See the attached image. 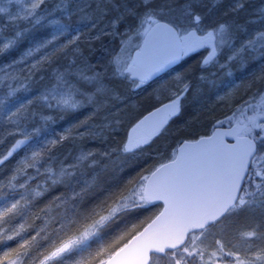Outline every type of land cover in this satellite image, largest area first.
<instances>
[{"label":"snow or ice","instance_id":"6c2138e0","mask_svg":"<svg viewBox=\"0 0 264 264\" xmlns=\"http://www.w3.org/2000/svg\"><path fill=\"white\" fill-rule=\"evenodd\" d=\"M42 3L35 0L31 7L35 10ZM193 18L202 22L198 13ZM152 23L155 27L144 33L145 43L165 35L175 44L174 51L151 65L142 59L129 65L123 47L111 58L114 72L128 77L127 91L133 94L155 72L182 56L199 55L202 48L211 50L201 57L200 66H210L219 55L217 44H225L228 36L229 26L223 21L202 36L195 31L180 36L167 23ZM78 40L74 37L41 54L52 43L48 41L16 61H30L26 69H0V89L7 81L9 97L27 90L37 76L43 81L44 72L51 70L54 78L39 95L0 117V264H125L131 256L137 264H264V64L247 80L216 95L204 112L171 133L192 91L186 73H177L173 86L166 82L149 94L159 100L163 89L168 93L166 102L141 110L144 97L130 101L136 115L123 138L110 151L100 152L86 148L85 139L118 135L124 119L116 112L100 116L97 123L107 105V101L97 102L96 96L107 94L104 85L82 93L86 101L78 99L80 90L66 79L69 71L52 67ZM14 42L0 45V53ZM246 48L264 55L259 51L264 48V31L232 51L226 63L243 61ZM72 51L82 55L79 47ZM75 74L88 81L99 76L83 70ZM114 98L126 100L119 95ZM85 102L95 103L96 110L42 146H31L33 134L54 121L52 115L37 112L35 104L64 112ZM225 109L222 116L216 115ZM37 115L41 123L29 129ZM201 116L210 121L207 130L193 134L191 129ZM169 134L178 140L165 157L167 162L149 170L148 160L143 161L136 175L88 202L97 176L84 184H79L78 177L99 163L97 153L103 157L117 154V160L147 155ZM65 144L76 146L71 162L57 160L56 153Z\"/></svg>","mask_w":264,"mask_h":264},{"label":"rangeland","instance_id":"374dc122","mask_svg":"<svg viewBox=\"0 0 264 264\" xmlns=\"http://www.w3.org/2000/svg\"><path fill=\"white\" fill-rule=\"evenodd\" d=\"M151 1L155 4L158 0H149L147 4L145 0H138L139 11H136V14L128 19L119 11L118 7V4L125 3V0H111V3L108 0H43V3L35 10L31 7L35 0H0V45L10 40L15 41L4 52L0 53V69H5L6 71L26 69L30 61L22 64H17L16 61L20 60L27 51L35 49L38 45L52 41L47 48L41 50V54H43L44 52L52 51L54 47L67 43L74 37H79L77 43L70 47L66 55L59 57L52 67L58 68L61 71L65 69L69 71L66 79L70 84L75 85V89L80 90L77 93L78 99H84L86 101V97L82 93L95 92L98 86L101 84L104 85L107 94L96 93V96L97 102L107 101V105L98 114L96 122H101L100 116L119 112L124 119V124L119 129V133H123L119 136V139H122L125 129L128 128V124L131 121L127 117L135 114L130 104L127 105V102L134 98V94L128 92L129 99H126V102H120V104L112 106L111 102H116L117 98H114L115 93H112L111 87L127 89L130 85L128 83V77L120 78L116 75L113 70L111 58L113 54L123 47V56L127 63L131 65V55L135 50H138L143 39L144 30L149 25L146 19L149 15H161L160 13L153 12L156 7H153V4L150 5ZM214 1V5L217 6L223 0ZM129 3L133 5L134 0ZM175 4L176 7L184 8L182 16L176 20L174 26L180 36L187 34L189 31H195L198 36H202L206 31L213 30L219 23H215L216 18L213 16L212 11L215 7L213 6L211 10L203 9L201 0H178ZM235 7L236 11H247L249 16L246 15L248 16L246 19L249 22H247V26L243 29H238L236 32L231 30L225 44L222 46L217 44L219 55L216 62L208 67L200 66L201 57L211 50L210 47H207L202 53L196 56V61L192 65L185 68L183 67L185 65H183L180 71L169 74L153 87V90L161 88L166 82L169 86H173V78L175 75L177 73H186L185 79L191 81L192 91L188 94L184 102V109L180 118L187 117V114H194L195 116L198 112H202L203 108L207 107L216 95L222 94L240 81L247 80L254 70L264 64V55H258L247 48L243 54V61L238 58L226 63L227 57L232 51L240 47L244 41L252 38L256 32L264 31V11H261V9H264V0H240ZM149 10H152L151 13H149ZM224 10L227 12V8H224ZM194 13H198L202 17L201 23L194 22ZM220 17L219 19L223 18L221 15ZM114 21L115 25L113 24ZM113 35L115 38H112ZM97 36L100 38L95 39ZM54 37L58 39H53ZM21 42L25 44L22 53L11 61L4 60L3 56L14 51ZM75 47L82 49V55H77L72 51ZM259 51L260 53H264V48L259 49ZM73 59L75 62H73ZM221 64H225L226 66L221 67ZM188 69H191V71H187ZM81 70L89 76L93 73H98V79L93 81L82 79L75 74ZM193 70L195 74L191 76L189 72ZM50 73L51 70L43 73V81L39 80V76L35 77L32 85L27 90L16 93L11 97L7 95L8 82L5 81V87L0 89V100H3V103L0 104V117L6 116L19 105L39 95L44 87L50 86L54 82V78ZM201 76H203V79H201ZM167 95L168 93L161 89L160 99L156 100L153 95L152 100L154 104H162L166 102ZM34 107L37 112L52 115L54 121L42 127L38 134H33L31 141V146L33 147L42 146L48 140L56 138L57 134L65 128L84 119V117L96 110L95 103L88 104L87 102L76 110L64 112L59 111L55 107L47 108L40 103L35 104ZM225 111L227 110H217L216 115L222 116ZM82 114L84 115L81 116ZM124 114L126 115L123 117ZM76 116L79 117L77 122H75ZM110 118L114 119V117ZM40 123L39 115H37L34 118V122L29 123V129ZM209 123L210 121H208ZM206 130H199L198 133ZM94 131L99 133L100 129L96 128ZM170 132L172 133L171 130ZM114 134L112 133L111 135ZM165 139L171 140V134ZM101 141H106L103 135L89 136L83 144L86 148H96L100 152L110 151V149L105 150L103 148L104 146L98 144ZM157 142L162 144L160 145L161 151L155 152L154 156L151 157V164L153 165L161 163L172 149L171 145H166L165 140ZM113 146L109 145V148ZM75 151V145L65 144L56 153L57 160L71 162ZM116 155L112 154L111 157H103L97 153L96 158L99 163L78 177L79 184H84L94 175L97 176V183L110 179L111 176L106 175L104 172L105 169L110 168L112 174H120L122 168L134 162L132 159L139 158V156L127 157L117 160ZM0 203L3 202L0 201Z\"/></svg>","mask_w":264,"mask_h":264},{"label":"trees","instance_id":"16d2710c","mask_svg":"<svg viewBox=\"0 0 264 264\" xmlns=\"http://www.w3.org/2000/svg\"><path fill=\"white\" fill-rule=\"evenodd\" d=\"M116 1V0H114ZM178 0H163L160 1L161 3L158 4H153V7H156L155 10H153L154 13H160V16H151V20H155V21H163L166 22L172 26H175V22L177 19H180V16H182L184 8H179L176 7L175 3ZM203 5L202 8L203 9H213V6L215 7V9L212 11L213 12V16L216 18V22H226L227 21L220 17L219 11L221 9L227 8V12L225 14H223V17L228 16L229 20L228 22L232 25V27L234 28L233 30H238V29H243L245 26H247V22H249L248 19H246V17L249 16V14L247 13V11H236V4L240 1V0H230L227 2V0H223L222 2L219 3V5L215 6L214 5V0H201ZM132 0H125V3H119L118 7H119V11L125 15V18H130L131 16H134L136 14V11H139V2L138 0H134V4L131 5ZM131 5V6H130ZM152 5V4H150ZM131 12V13H128ZM248 15V16H246ZM213 17V18H214ZM219 19V20H218ZM149 18L146 19V22H149ZM150 20V21H151ZM194 20V19H193ZM214 20V21H215ZM195 22V20H194ZM150 24V23H149ZM228 24V23H227ZM148 26V25H147ZM229 26V25H228ZM228 34L231 32L230 27H228ZM178 33V32H177ZM25 44L24 43H20L18 45V47L12 51L11 53L3 56L4 60L7 61H11L15 58H17L21 53L22 50L24 49ZM136 51V50H135ZM196 61V56H192L186 59H183L182 62L175 67L173 70H171L170 72H168L167 74L163 75L162 77L158 78L157 80H154L152 82H149L145 85V87L138 93L134 94V98L132 100H141V97H144L143 100H141V104H142V108L141 110H143L144 108H150L153 104L154 101L152 100V96L153 95H149L150 93H153V87L154 85H156L158 82H160L161 80H163L164 78H166L169 74L175 72V71H180L181 67L183 65L184 68L187 66H190L193 64V62ZM195 71L193 70L192 72H189L191 74V76H194ZM111 91L112 93H115L116 95L119 96H124L126 97V99H129L128 96V91L127 89H121V88H115V87H111ZM131 101V100H130ZM130 101L127 102V105L130 104ZM121 100L120 99H116V102L112 101L111 104L112 106L115 104H120ZM126 102V100L124 101ZM122 105V104H121ZM208 107V105H207ZM204 107L203 111L207 108ZM121 110V109H120ZM119 110V111H120ZM124 111V110H122ZM126 114L123 115V117ZM136 115V113L132 116L130 115V117H127L128 120H131L132 118H134ZM206 115V113H205ZM196 116V115H195ZM122 117V116H121ZM194 117V114H187V117H183V118H179L176 123L175 126H172V133H175L177 129L181 128L186 122H188L189 120H191ZM77 119H79V117H77ZM208 124V120L204 119V116H201L200 121H198L193 128L191 129V131L193 132V134L198 133L199 130L204 129ZM123 133L120 132L118 133V135L115 133L114 135H109L108 138L106 139V141L102 142H98V144L104 146L103 148L105 150L111 149L109 148V145H115L119 142V136L122 135ZM184 133H181V135H183ZM172 139H162V141H166V145L169 146L171 145V148L173 147V145L176 144L177 140H178V136L175 134H171ZM168 137V136H167ZM161 143L159 144L158 142L156 144H154L151 148V150H149L150 152L147 155H139L138 159H132L134 162H131L127 165V167L122 168V171L120 172V174H112L111 172V177L109 180V184H107L105 187L103 188H99L97 187V185H95V187L92 189V194L91 196H89L88 202H91L93 200L99 199L100 197H102L104 195L105 192L111 190L112 188H114L115 186H117L118 184L122 183L123 180L128 177L129 175H136L138 169V165L140 163H142L145 160H148V168L149 170L151 169V167L153 166V164H151L152 162V156H154V153L157 151H161ZM97 146V145H96ZM162 162H167L165 159ZM97 183V182H96Z\"/></svg>","mask_w":264,"mask_h":264},{"label":"water","instance_id":"95a60500","mask_svg":"<svg viewBox=\"0 0 264 264\" xmlns=\"http://www.w3.org/2000/svg\"><path fill=\"white\" fill-rule=\"evenodd\" d=\"M161 23V22H160ZM155 24H153L151 27H149L147 30H150L151 28H154ZM170 27V26H169ZM172 30H174L172 27H170ZM146 30V31H147ZM175 31V30H174ZM175 49V44L169 40L165 35H160L157 37H154L149 41L148 44L145 43V35L142 39L141 45L139 47V50L134 52L131 57V64H133L134 61H137L138 59H142L145 65H151L162 59L163 57L170 54ZM204 48L199 50V53ZM191 56V55H189ZM189 56H182L183 57H189ZM181 58V59H182ZM180 60L175 61L173 63H170L166 65L164 68L160 69L159 71L155 72L152 78L148 81H154L155 79L159 78L166 72L170 71L174 67H176ZM130 134L135 135V132L132 130L129 131ZM179 150V147L177 148V151ZM125 264H137V260L135 256H131L127 259Z\"/></svg>","mask_w":264,"mask_h":264},{"label":"bare ground","instance_id":"6f19581e","mask_svg":"<svg viewBox=\"0 0 264 264\" xmlns=\"http://www.w3.org/2000/svg\"><path fill=\"white\" fill-rule=\"evenodd\" d=\"M160 1H163V0H158V1H156L155 2V4H158V3H161ZM165 1V0H164ZM150 4H153V1H151L150 2ZM226 13V11L224 10V9H221L220 11H219V14L223 17V14H225ZM226 21H227V23H228V25H229V27H230V30L232 29V31H235V30H233L234 28L232 27V25L228 22V20H229V18H228V16H225V17H223ZM152 21L153 20H149V23H151V24H154V23H152ZM156 22H158V23H166V22H163V21H156ZM168 24V23H167ZM170 27H172L175 31H176V29H175V27L174 26H172V25H170V24H168ZM237 31V30H236ZM112 38H115V36L113 35L112 36ZM171 71V70H170ZM170 71H168V72H170ZM84 114H82L81 116H83ZM77 117L78 116H76L75 117V122H77ZM85 118V117H84ZM207 127H208V124H207V126L204 128V129H207ZM105 173H106V175H108V176H111V170H110V168H107V170L105 169V171H104ZM109 180L110 179H106V180H104V181H100L99 183H97L96 185H97V187H99L100 189L101 188H103V187H105L107 184H109Z\"/></svg>","mask_w":264,"mask_h":264}]
</instances>
